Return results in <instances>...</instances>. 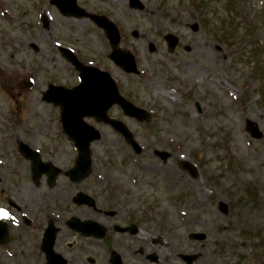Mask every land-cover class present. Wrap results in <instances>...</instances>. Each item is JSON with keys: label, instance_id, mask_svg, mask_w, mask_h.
Masks as SVG:
<instances>
[{"label": "rangeland", "instance_id": "1", "mask_svg": "<svg viewBox=\"0 0 264 264\" xmlns=\"http://www.w3.org/2000/svg\"><path fill=\"white\" fill-rule=\"evenodd\" d=\"M96 1L112 20H121L127 44L139 51L141 75H126L108 60L110 46L90 21L64 18L54 7L46 9L48 0H0V35H11L9 42L0 38V75L9 77L0 84V138L11 135V143L28 142L34 132L36 148L48 145L55 152V165L64 170L72 166L75 153L62 136L59 110L43 103L39 92L50 81L76 84L71 66L57 49L67 47L84 63L111 70L122 92L155 114L151 123L140 125L117 107L110 113L127 123L147 148L141 155V174L146 171L151 184L142 190L153 195L142 202L141 216L157 220L143 226L161 228L156 238L165 245L160 249L198 254L194 264H264V13L257 12L264 0H143V12L131 11L127 0H79V4L100 10L93 4ZM44 9L50 18L48 28L40 23ZM135 29L141 34L138 39L131 36ZM168 33L180 40L174 51L164 41ZM149 43L155 44L156 53L149 52ZM252 47L263 55L256 66ZM26 78L36 83L33 92L20 90L19 83ZM250 123L257 125L258 137L252 135ZM98 127L103 137L94 145V166L134 165L126 153H120L127 147L116 133ZM2 149L0 158H8L0 166V216L8 222L12 218L13 228L9 248L0 246V264H44L39 246L50 218L47 214L67 220L74 213L63 201L51 205L58 203L60 193L70 197L83 189L71 186L63 176L52 189L45 180L33 184L20 178L28 164L14 155L13 163L23 170L12 175L19 171L9 163L13 150ZM153 149L172 158L165 164L152 155ZM182 160L198 167V177L181 170ZM221 201L230 207L226 215L219 211ZM24 215L41 218L42 230L26 227ZM57 223L61 232L56 249L73 264H87L90 259L106 262L104 253L101 261L97 256L103 249L98 241L89 245L64 221ZM190 233H204L205 245L189 240ZM85 248L89 250L79 251Z\"/></svg>", "mask_w": 264, "mask_h": 264}, {"label": "flooded vegetation", "instance_id": "2", "mask_svg": "<svg viewBox=\"0 0 264 264\" xmlns=\"http://www.w3.org/2000/svg\"><path fill=\"white\" fill-rule=\"evenodd\" d=\"M113 184L126 186L119 181ZM132 187L130 192L123 186L113 190V193L120 198V205L117 204L119 208L112 218L95 215L97 220L104 221L107 235L101 246L103 249H98L99 261L102 258L101 254L104 253L106 262L102 263L113 264V253H116L122 264H186L183 261L186 252L181 249H158L155 244L159 240L147 238L145 232L141 230L144 219L141 220V198L137 196L141 195V189L139 186L136 187V184ZM117 225L120 226L118 231L115 229ZM149 246L153 249H150ZM151 257H156V260L151 261ZM92 260L93 262H89L90 264H98L96 260Z\"/></svg>", "mask_w": 264, "mask_h": 264}, {"label": "water", "instance_id": "3", "mask_svg": "<svg viewBox=\"0 0 264 264\" xmlns=\"http://www.w3.org/2000/svg\"><path fill=\"white\" fill-rule=\"evenodd\" d=\"M112 44L114 46V52L111 55V58L115 56L117 57L118 56L117 54H119L120 52L117 50L118 40L113 41ZM64 53L66 57H69V54L67 55L66 52ZM72 60H74L73 61L74 64L78 67V64L76 63L77 61L75 60V58L72 57ZM131 61L132 59H129V62ZM78 68L81 71L82 85L70 92H67L66 90H63L62 92H60L58 88L52 87L51 91L48 93L47 102H49V100L54 95L55 96L54 102H56V104L60 103L61 108H62V113L65 116L66 120L68 118V120L71 122V116H75V118L77 119V122L74 125V128L76 129L77 133L80 135L81 140H83V136H89V140L87 142V146H88L89 142L99 138V134L95 133L91 128L85 127L81 122L82 117L87 116L88 114L90 115L94 114V115L100 116L101 113H104L103 117H105L107 108L104 109L103 107H100L98 105L100 103L107 102V100H102L100 97L102 96V93L104 95H109V96L113 95L114 97H116L117 90L114 84L109 80L110 78L107 74H101L97 71L89 70L88 68H84L82 66H79ZM131 72H134V73L137 72L135 69V66H133V69ZM61 93L62 94L64 93L65 97L62 98L61 101H59L58 97ZM68 94H73V96H69ZM114 101L115 100H109L108 101L109 106H111L112 102ZM125 109L129 110L128 106H126ZM131 114L134 117H140L141 111L135 110L131 112ZM141 118H143V116ZM251 127L254 133L256 134V136H259L256 132V126L252 125ZM160 156H162L164 159L167 157V155H164V154H160ZM221 210L224 213H227V206L224 204H221ZM0 225L2 228H4L6 232V227L4 223H0ZM54 235H55V232L52 229H49L45 235L46 247L44 248V252L49 257H51L52 255L51 249L54 243V238H55ZM194 238H197L199 240H204L205 236L195 235Z\"/></svg>", "mask_w": 264, "mask_h": 264}]
</instances>
